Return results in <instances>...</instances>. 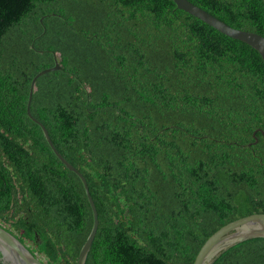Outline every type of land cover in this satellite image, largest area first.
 I'll use <instances>...</instances> for the list:
<instances>
[{
  "label": "trees",
  "instance_id": "trees-1",
  "mask_svg": "<svg viewBox=\"0 0 264 264\" xmlns=\"http://www.w3.org/2000/svg\"><path fill=\"white\" fill-rule=\"evenodd\" d=\"M188 1L264 35L262 0ZM56 54L30 113L86 179L98 228L85 264H193L220 227L264 213L257 51L172 0H0V227L44 264H77L93 222L26 114ZM214 264H264V238Z\"/></svg>",
  "mask_w": 264,
  "mask_h": 264
},
{
  "label": "water",
  "instance_id": "water-1",
  "mask_svg": "<svg viewBox=\"0 0 264 264\" xmlns=\"http://www.w3.org/2000/svg\"><path fill=\"white\" fill-rule=\"evenodd\" d=\"M179 10L199 19L219 33L240 41L258 52L264 63V35L253 32L235 29L212 16L208 12L192 4L188 0H172ZM264 5V0H262ZM58 55H55V64L53 67L44 69L37 73L31 80L28 101L26 105L27 116L36 123L42 130L45 140L53 153L61 163L71 172L75 173L82 182L87 201L92 211L93 222L90 232L83 243L77 258V264H85L88 252L95 238L98 228V213L94 201L90 195L85 177L73 165L66 161L62 155L53 146L47 129L36 120L30 113V103L33 92L36 90V80L43 74L60 69ZM253 134L255 144L258 140ZM264 137V136H263ZM248 147L250 144L247 145ZM264 238V213H253L234 221H231L220 227L211 234L199 249L193 264H214V262L227 250L244 241ZM0 259L3 264H44L35 257L30 251L11 233L3 227H0Z\"/></svg>",
  "mask_w": 264,
  "mask_h": 264
}]
</instances>
